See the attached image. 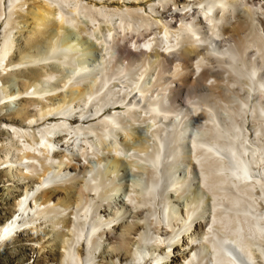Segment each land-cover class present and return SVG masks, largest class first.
<instances>
[{"label": "bare ground", "instance_id": "bare-ground-1", "mask_svg": "<svg viewBox=\"0 0 264 264\" xmlns=\"http://www.w3.org/2000/svg\"><path fill=\"white\" fill-rule=\"evenodd\" d=\"M0 172L40 264H264V0H0Z\"/></svg>", "mask_w": 264, "mask_h": 264}, {"label": "rangeland", "instance_id": "rangeland-1", "mask_svg": "<svg viewBox=\"0 0 264 264\" xmlns=\"http://www.w3.org/2000/svg\"><path fill=\"white\" fill-rule=\"evenodd\" d=\"M2 174V172H0ZM1 184V182H0ZM11 186V185H10ZM9 186V187H10ZM6 188L0 187V218H8L11 214L12 209L8 205H4L3 200L9 199L7 196ZM11 202V199L9 200ZM41 231L36 230V234ZM12 239L15 233H12ZM17 233V237L11 241H6L0 239V264H40L41 260L38 257L31 256L32 250L29 246L24 245L25 243H30L34 234L28 232Z\"/></svg>", "mask_w": 264, "mask_h": 264}]
</instances>
